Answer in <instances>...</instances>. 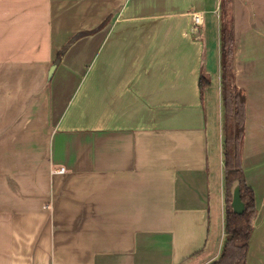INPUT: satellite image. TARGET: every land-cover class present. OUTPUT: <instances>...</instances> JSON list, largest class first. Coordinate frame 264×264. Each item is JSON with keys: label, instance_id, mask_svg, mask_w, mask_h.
<instances>
[{"label": "crops", "instance_id": "obj_1", "mask_svg": "<svg viewBox=\"0 0 264 264\" xmlns=\"http://www.w3.org/2000/svg\"><path fill=\"white\" fill-rule=\"evenodd\" d=\"M225 11L223 0H0V264L221 256L230 20L257 208L247 264H264V0Z\"/></svg>", "mask_w": 264, "mask_h": 264}, {"label": "trees", "instance_id": "obj_2", "mask_svg": "<svg viewBox=\"0 0 264 264\" xmlns=\"http://www.w3.org/2000/svg\"><path fill=\"white\" fill-rule=\"evenodd\" d=\"M226 8L225 14L229 12V6L233 0H223ZM68 45H66L67 47ZM64 47L58 58L65 52ZM234 34L232 21H227L224 26V105H225V181H226V228L228 238L221 256L210 264H247V256L250 246V238L254 230V220L257 214L254 191L246 183L242 168V158L245 141L246 128V95L243 88H238L234 75ZM200 89L203 90L210 81L202 76L200 78ZM235 181L240 182L241 198L244 202V212H234L231 201V187Z\"/></svg>", "mask_w": 264, "mask_h": 264}, {"label": "water", "instance_id": "obj_3", "mask_svg": "<svg viewBox=\"0 0 264 264\" xmlns=\"http://www.w3.org/2000/svg\"><path fill=\"white\" fill-rule=\"evenodd\" d=\"M55 66L52 67L50 70V74L53 72ZM231 193H232V201H231V206L234 210L235 213L241 214L244 212L245 206L244 202L242 201L241 198V187H240V182L235 181L231 187Z\"/></svg>", "mask_w": 264, "mask_h": 264}, {"label": "built area", "instance_id": "obj_4", "mask_svg": "<svg viewBox=\"0 0 264 264\" xmlns=\"http://www.w3.org/2000/svg\"><path fill=\"white\" fill-rule=\"evenodd\" d=\"M202 24V16L200 14L194 13L193 15V27L197 29L199 25ZM66 168L65 167H60L57 172L58 173H65Z\"/></svg>", "mask_w": 264, "mask_h": 264}]
</instances>
